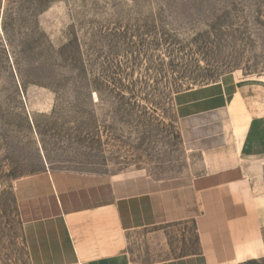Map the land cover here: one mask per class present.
<instances>
[{
    "label": "rangeland",
    "instance_id": "1",
    "mask_svg": "<svg viewBox=\"0 0 264 264\" xmlns=\"http://www.w3.org/2000/svg\"><path fill=\"white\" fill-rule=\"evenodd\" d=\"M245 77L264 79V0H0V264H29L19 178L200 173L173 95ZM144 234L136 260L196 249L191 225Z\"/></svg>",
    "mask_w": 264,
    "mask_h": 264
},
{
    "label": "crops",
    "instance_id": "2",
    "mask_svg": "<svg viewBox=\"0 0 264 264\" xmlns=\"http://www.w3.org/2000/svg\"><path fill=\"white\" fill-rule=\"evenodd\" d=\"M172 103L182 144L199 154L203 171L157 179L145 169H43L19 178L14 196L29 264H239L264 256V79L188 87ZM185 225L194 251L134 259L136 233L150 241Z\"/></svg>",
    "mask_w": 264,
    "mask_h": 264
}]
</instances>
